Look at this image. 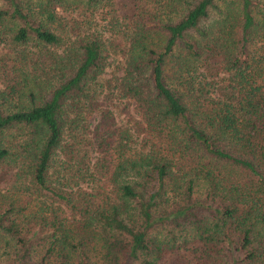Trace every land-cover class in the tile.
I'll list each match as a JSON object with an SVG mask.
<instances>
[{
    "label": "trees",
    "instance_id": "1",
    "mask_svg": "<svg viewBox=\"0 0 264 264\" xmlns=\"http://www.w3.org/2000/svg\"><path fill=\"white\" fill-rule=\"evenodd\" d=\"M178 252L264 264V0H0V264Z\"/></svg>",
    "mask_w": 264,
    "mask_h": 264
},
{
    "label": "rangeland",
    "instance_id": "2",
    "mask_svg": "<svg viewBox=\"0 0 264 264\" xmlns=\"http://www.w3.org/2000/svg\"><path fill=\"white\" fill-rule=\"evenodd\" d=\"M93 119V118H92ZM91 119V120H92ZM180 252H178L177 254H174V257L173 258H170L169 261L172 263V264H175L177 262V259L180 258ZM181 259V258H180Z\"/></svg>",
    "mask_w": 264,
    "mask_h": 264
}]
</instances>
